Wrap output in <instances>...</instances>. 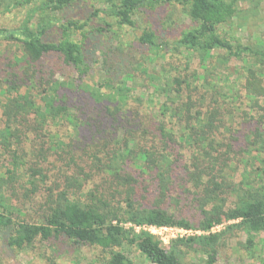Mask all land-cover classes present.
<instances>
[{"label": "trees", "instance_id": "16d2710c", "mask_svg": "<svg viewBox=\"0 0 264 264\" xmlns=\"http://www.w3.org/2000/svg\"><path fill=\"white\" fill-rule=\"evenodd\" d=\"M77 1L79 0H44L38 8L30 10L19 27L1 28L0 40L14 39L20 42L29 64H37L46 55H59L65 64L74 68L79 78L87 76L91 70L86 47L87 20L57 19L55 24L60 36L56 40L45 39L46 32L54 26L52 18L41 15L36 25H31L39 10L40 13L45 9L56 13ZM164 4L183 6L191 26L182 31L174 44L163 39L164 36L159 34L158 29L146 27L138 38L139 47H146L150 60L166 56L167 53L197 54L204 73L198 76L196 71L189 72L188 69L183 75L174 74L171 77L165 74L167 82L164 84L159 71L143 69L146 80L154 91L151 96L165 94L167 98L157 114L159 121L154 123L153 117L147 115L140 121L144 126L142 133L126 128L124 122H119L115 125L117 131L112 141L103 146L106 150L104 155L92 154L88 160L81 157L85 165L90 167L89 171L85 170V165L76 162V157L72 154L70 161L76 165V173L65 174L63 188H47L48 193L37 223L15 219L12 206L5 202L9 196L3 191L4 186L17 180L16 168L21 159L30 153L37 157L36 163L29 167L32 184L29 190L31 193L36 192L39 187L36 177H46L41 161L46 158L47 152L61 144L59 139L56 145L53 144L54 135L49 133L51 144L45 147L49 141L44 139V128L50 122L68 121L76 128L84 122V118L81 121L70 104V91H82L104 106L99 112L102 114L97 119H92L93 121L97 122L108 116L118 121V113L122 112L121 118L131 123V118L127 116V105L133 96L134 87L128 82L135 79V74L131 70H125L126 62L117 61L116 58L120 55L116 53L111 63L107 56L101 59L104 75L96 85L81 83L75 87L74 82L69 83L65 79L47 80L42 82L41 102L26 93L13 97L7 103L8 107L4 109L7 123L5 129L0 131V144L10 152L13 168H7L6 173L0 175V231L10 229L8 244L11 248L22 251L32 246L36 240H60L65 237L78 244L101 248L109 254L105 264H135L123 249L124 245H135L155 264H188L182 259L185 246L205 255L201 264H216L220 241L229 231L238 229L246 232L250 247L255 245L254 234L264 232V132L257 130L248 141L247 151L256 150L261 156V165L256 167L255 179L244 176L239 183L226 184L224 171L229 166L227 161L230 159L223 158L220 152L222 143L216 139L221 119H217L216 110H204V103H196L191 94L186 99L183 95V91L194 80H202L209 86L213 97L221 94L219 82L209 80L210 76L221 67L227 69L231 59L236 58L244 64L247 93L254 98L263 96L262 67H256V63L264 65V49H255L253 45L242 43L224 27L230 25L237 16V0H104V8L96 9L93 14L103 12L116 18L119 26H134V16L137 13L149 8L154 10ZM104 21L108 29L102 26L98 30L115 32L113 24L106 19ZM77 32L83 33V40L72 36ZM251 59H256V62L252 63ZM35 76L36 70L32 72L29 67L24 66L23 75H17V78L21 80L20 84L34 87L37 86ZM225 79L228 81L229 78L226 76ZM12 87L16 88V84ZM22 127L27 132H35L40 139L37 145H33L32 151L26 154L24 148H21L25 142ZM150 134L156 136L157 143L148 145L145 140H149L146 136ZM11 137L16 138L19 149H11ZM174 144L179 148L189 146L192 150L188 164L181 165V153ZM215 152L217 155H214ZM39 159L41 160L38 162ZM129 163L135 166L132 171L128 169ZM181 169L186 174L184 182L188 183L182 186L186 189L188 186L197 188L201 194V198L197 200L202 206H209L202 210L203 218L198 221L177 216L169 206L173 196L178 195L176 191L179 180L176 177L180 175L177 172ZM103 173L104 181L101 184L86 193L82 192L88 181ZM143 176H149L150 181L140 178ZM224 185L237 196V201L229 208L221 196ZM224 220H236V223L229 225L223 232L174 239L167 246L147 231L138 233L125 226V223L131 222L137 225H176L208 230Z\"/></svg>", "mask_w": 264, "mask_h": 264}, {"label": "rangeland", "instance_id": "374dc122", "mask_svg": "<svg viewBox=\"0 0 264 264\" xmlns=\"http://www.w3.org/2000/svg\"><path fill=\"white\" fill-rule=\"evenodd\" d=\"M43 1L0 0V29L19 27L30 14V10L38 8ZM237 6V16L234 17L230 25L224 27L230 30L242 43L253 45L255 49H264V0H237ZM101 8H104V0H79L74 5L56 13L49 9H45L40 13L39 10L31 22L32 26L36 25L41 15L48 19L52 18L54 26L46 32L45 39L47 40H56L60 36L58 26L55 24V22H58L57 19L61 21L79 19L80 21L87 20L89 22L85 27V32L88 62L91 70L83 78H79L74 68L65 64L59 55H46L37 64H29L26 61L24 48L20 42L14 39L6 40L2 38L0 40V131L6 127L7 116L4 109L8 107L7 103L9 104L10 99L17 97L19 94L24 95L27 93L29 96L32 95V98L37 102H41L42 82L44 81L65 79L69 83L74 82L75 87L81 83L96 85L104 75L101 59L107 56L111 63L116 53L120 55L116 58L117 61L126 62L125 70H131L135 74V79L128 82L130 86L134 87L133 96L127 105V116L131 118V123L121 118L122 112L118 113L120 117L118 121H115L111 116L102 117L97 122L93 121L92 119H97L98 115L102 114H99V112L104 106L96 103L88 94L82 91L73 93L68 90L71 97L70 104L75 108L81 121L84 118V122L77 128L68 121L50 122L44 128L43 132L46 135L44 139L49 141V144H46L45 147L51 144V134L54 135L55 139L53 144L56 145L58 139L61 144L47 152L46 158L41 161L46 177L40 175L36 177L39 181V187L36 192L32 193L29 190L32 186L29 167L36 163L37 157L30 152L33 145H37L40 139L35 132H27L22 127L25 142L21 145V148H24V154H30L25 155L17 166V180L6 184L3 189L5 194L9 196L5 202L12 206L11 210L17 220H25L31 223L38 222L42 213V203L48 193L47 188L51 186L54 189L63 188L65 174L76 173V165L70 161L72 154L76 157V162L85 165L81 157L88 160L92 154L104 155L106 150L103 146L112 141V137L117 131L115 125H118L119 122H124L126 128L138 130V133H142L141 129H144V126L140 121L145 119L147 115L153 117L154 123L157 120L159 121L157 114L163 101H166L167 98L165 94L151 96L154 91L149 86L143 69L159 71L164 84L167 82L165 74L171 77L174 74L183 75L188 69L189 72L196 71L198 76L204 73L199 65L200 61L197 54H189V56L187 52L179 55L167 53L166 56L150 60L146 47H139L138 38L143 30L149 26L158 29L159 34L164 36L163 39L174 44V40L180 37L182 31L192 24L183 6L164 4L154 10L149 8L147 11L139 12L134 16V26H119L116 18L107 16L103 12H99L98 15L93 14L96 9ZM104 19L113 24L112 28L115 32L109 30L100 32L98 30L102 26L107 28ZM93 29L97 31L92 32ZM82 35L81 32L72 34L78 40L84 39ZM250 61L254 63L256 59ZM24 66L29 67L32 72L36 70L35 80L37 86L28 87L20 84L21 80L17 78V75H23ZM258 66L262 67L264 85V65L257 62L256 67ZM243 67V61L233 58L227 69L221 67L212 73L209 80L219 82L218 87L222 89L221 94L216 95V97L212 96V90L202 80H194L191 86L183 91L185 99L191 94L196 103H204V110H216L217 119H221L216 139L222 143L220 152L223 158L225 160L230 159V161H227L230 164L224 171L226 184L239 183L244 176L251 180L255 179L256 167L261 165V156L257 151L253 150L251 152L250 149L249 151L247 149L248 141L254 137L255 132L257 130L264 132V95L254 98L247 93L245 88L246 78L244 76L246 73ZM226 76L229 78L228 81L225 79ZM15 84L16 88H13L12 86H15ZM167 87L170 90L172 89L170 86ZM223 94H226V97H223ZM147 128H149V125ZM146 137L149 140H144L147 141L148 145L157 143L156 136L150 134ZM10 140L13 143L10 145L12 150L20 148L16 138L11 137ZM174 146L181 153V165L188 164L192 156V150L189 146H181V148L177 144H174ZM214 155H217V153L215 152ZM11 162L10 152H7L5 146L0 144V175H4L7 168H13ZM88 163H90V160ZM134 168V165L128 164L130 171ZM85 170L89 171L90 167L85 165ZM177 174H180L176 177L179 180L176 191L178 195L173 196L170 200V209L179 217L186 216L191 221H198V219L203 218L202 210L207 209L209 206L208 204L202 206L200 201L197 200L201 198L197 188L188 186V189H186L183 187L185 184L188 185L187 182H184L186 181L185 171L181 169ZM103 175L104 173L95 176L92 181H88L82 192L86 193L101 184L104 181ZM140 178H145L146 182L150 181L149 176ZM223 191L221 196L225 199V205L228 208L232 207L234 202L237 201V196L225 185ZM82 198H85V196H82ZM222 223L223 225L215 233L223 232L229 225L236 223V220H224ZM10 232V229L0 231V264H105L109 256L101 248L83 243L78 244L65 237H61L60 240H36L32 246L18 251L8 244ZM247 239L246 232L238 229L229 231L220 241L216 264H264V232L254 234V247L248 245ZM162 244L167 246L170 242L167 244L162 242ZM123 249L135 264H155L141 253L135 245H124ZM183 249L185 252L182 259L186 263H203L205 255L202 252H195L185 246Z\"/></svg>", "mask_w": 264, "mask_h": 264}, {"label": "built area", "instance_id": "2783aa9c", "mask_svg": "<svg viewBox=\"0 0 264 264\" xmlns=\"http://www.w3.org/2000/svg\"><path fill=\"white\" fill-rule=\"evenodd\" d=\"M223 223L214 224L210 229L203 230L201 228H185L176 225H156V224H142L137 225L135 223H125L128 228H133L136 232L142 230L149 232L152 235L157 236L163 243H169L174 239L189 238L204 234L215 233L220 229Z\"/></svg>", "mask_w": 264, "mask_h": 264}]
</instances>
